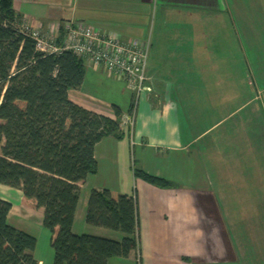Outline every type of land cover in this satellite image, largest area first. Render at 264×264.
Segmentation results:
<instances>
[{"label":"crops","instance_id":"crops-1","mask_svg":"<svg viewBox=\"0 0 264 264\" xmlns=\"http://www.w3.org/2000/svg\"><path fill=\"white\" fill-rule=\"evenodd\" d=\"M12 8L19 23L44 34L81 22L147 41L148 51L156 29L164 56H181L165 83L149 61L151 92L132 111L125 84L82 58V83L68 99L118 118L123 135L94 145L97 170L78 184L72 233L121 239L84 221L90 190L108 189L136 201L138 248L116 264H264V0H12ZM129 115L131 124H120ZM134 167L171 185L135 178ZM0 199L10 203L7 223L35 238L37 264L51 261L43 208L3 184Z\"/></svg>","mask_w":264,"mask_h":264},{"label":"trees","instance_id":"trees-1","mask_svg":"<svg viewBox=\"0 0 264 264\" xmlns=\"http://www.w3.org/2000/svg\"><path fill=\"white\" fill-rule=\"evenodd\" d=\"M12 0H0V184L18 188L43 208L50 233L51 264H106L138 248L136 201L132 194L90 190L84 221L122 234L113 240L71 231L79 183L94 174V145L123 133L119 120L90 112L67 97L84 76L82 58L70 51L43 53L21 31ZM62 30H59V39ZM128 111L134 106L130 95ZM118 115V112L115 111ZM133 176L157 187L171 182L139 168ZM10 203L0 199V264H37L35 238L7 223Z\"/></svg>","mask_w":264,"mask_h":264},{"label":"built area","instance_id":"built-area-1","mask_svg":"<svg viewBox=\"0 0 264 264\" xmlns=\"http://www.w3.org/2000/svg\"><path fill=\"white\" fill-rule=\"evenodd\" d=\"M20 28L34 40L35 48L40 52L59 53L66 50L103 67L125 84L133 96L134 105L139 94L151 92L146 75L147 41H121L113 33L74 21L65 22L60 28V42H57L60 29L44 34L25 23H21ZM131 121L130 115L125 116L120 124L129 125Z\"/></svg>","mask_w":264,"mask_h":264},{"label":"rangeland","instance_id":"rangeland-1","mask_svg":"<svg viewBox=\"0 0 264 264\" xmlns=\"http://www.w3.org/2000/svg\"><path fill=\"white\" fill-rule=\"evenodd\" d=\"M159 32L161 33V35L159 37L160 38H164L165 37L164 30H160ZM152 36H153L152 40H154V43L152 41V44H154V45L152 47H150L149 51L151 52L154 49V47H155L157 49H161L162 50L161 52L163 53V55H161V53H160L157 56H156V54H155V56H149V51H148L147 52L148 53L147 54V58H146V68L148 67L149 61H151V59H152L154 61V65L156 67L155 71H157L159 73V75H160L158 79H160L162 81V83H165V81H166V79L168 77L166 75L167 74V69L169 70L170 65H172V67H176L178 62L180 63L181 56H164L165 45L164 44H162V45L158 44L159 43V40H158L159 38L157 36V30L156 29H153V35ZM156 43H157V45H156ZM167 65H168V68H167ZM146 71H147V69H146ZM242 80L243 81L246 80V75H244V74L242 75ZM238 81H240V78H238ZM216 112H217V115L223 117L224 114L228 112V110H227V112H225L223 109H220V110H216ZM207 120H209V119L207 118ZM232 121H233V118L229 119V121L227 122L226 126ZM228 127L229 126H227V128ZM211 176H212V174H211ZM46 248H47V246H45V245H44V248H42L41 245L39 246V250H40V252H42L44 259L46 257L45 255L47 254V252L45 251ZM114 259H115V257H112L111 264H116L113 261ZM51 263H52V260L49 261V256H48V260H45V264H51ZM131 264H135V263L132 262Z\"/></svg>","mask_w":264,"mask_h":264}]
</instances>
